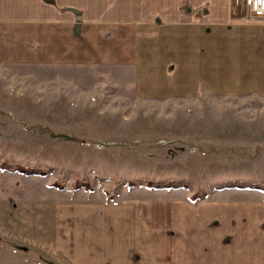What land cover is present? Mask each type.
I'll return each instance as SVG.
<instances>
[{
    "label": "rangeland",
    "instance_id": "obj_1",
    "mask_svg": "<svg viewBox=\"0 0 264 264\" xmlns=\"http://www.w3.org/2000/svg\"><path fill=\"white\" fill-rule=\"evenodd\" d=\"M206 1L224 21L246 11L243 0ZM230 27L239 38L264 33ZM230 41L217 78L193 80L186 96H140L128 66L0 61V254L55 264L56 214L79 201H234L264 231V47L242 79Z\"/></svg>",
    "mask_w": 264,
    "mask_h": 264
},
{
    "label": "crops",
    "instance_id": "obj_2",
    "mask_svg": "<svg viewBox=\"0 0 264 264\" xmlns=\"http://www.w3.org/2000/svg\"><path fill=\"white\" fill-rule=\"evenodd\" d=\"M184 4L194 6L191 0H0V61L128 66L140 96H186L196 93L193 80L217 78L226 37L231 39L230 56L237 59V76L246 79L256 46L264 47V33L258 39L239 38L225 30L230 25V30L254 27L264 32V18L242 13V18L224 21L206 11V0L188 12ZM247 56L252 59L245 61ZM180 77L185 84L175 86ZM212 84V92L221 93ZM130 203L110 207L79 201L61 209L52 235V261L264 264V231L248 214L244 221L237 202L209 200L196 208L167 199ZM218 207H226L224 214ZM24 258L11 250L0 254V264H38Z\"/></svg>",
    "mask_w": 264,
    "mask_h": 264
},
{
    "label": "built area",
    "instance_id": "obj_3",
    "mask_svg": "<svg viewBox=\"0 0 264 264\" xmlns=\"http://www.w3.org/2000/svg\"><path fill=\"white\" fill-rule=\"evenodd\" d=\"M246 7L244 16L264 18V0H243Z\"/></svg>",
    "mask_w": 264,
    "mask_h": 264
}]
</instances>
